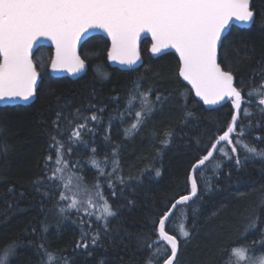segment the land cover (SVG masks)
<instances>
[{"label": "trees", "instance_id": "1", "mask_svg": "<svg viewBox=\"0 0 264 264\" xmlns=\"http://www.w3.org/2000/svg\"><path fill=\"white\" fill-rule=\"evenodd\" d=\"M252 8L256 12L255 25L233 26L219 53V63L225 70L233 71L235 84L242 94L264 80L261 75L264 0H252ZM109 46V39L103 35L89 37L80 49L88 68L77 78L51 76L49 64L53 48L40 46L38 51L43 52L48 64L45 72L40 64L37 66L42 80L36 100L29 105L0 106V149H8L6 155L0 152V249L15 242L11 264H41L38 245L42 242L46 248L62 252L69 264H98L101 259L105 264H147L151 255L148 244L156 239L153 221L180 195L191 191L188 177L192 165L206 154L203 149L210 147L231 122L234 108L229 102L207 109L195 97L179 76L180 60L175 53L153 57L151 40L144 39L140 49L143 64L137 69L124 70L109 64ZM241 79L243 85L239 83ZM137 84L141 91L152 89L153 100L156 94L167 100L157 105L138 133L126 138L123 131L132 121L125 118L121 122L118 114L124 111L128 95ZM255 99L249 105L253 116H241L238 128L240 124L245 128L253 125V130L245 131L241 139L264 149V139H256L264 138V115L258 110ZM90 105L94 106L91 111ZM98 108L104 109L103 113L95 111ZM77 109L85 116L93 112L102 116L100 124L89 122V127L96 130L94 137L82 133L83 140L96 148L97 160L102 161L109 155L112 145H119V169L113 176L116 196L113 197L107 187L103 190L116 211V216L109 218L107 231L102 227L103 222H97L94 217L88 228L89 217L82 212L77 214L76 210H71L57 214L61 203L54 186L35 183L51 174L52 166L48 165L46 170L45 159L50 154L55 155L50 153L49 145L50 138L57 135L52 124L56 113H62L73 123H82L74 119ZM186 112L193 115L185 119ZM109 117L113 125L111 140L105 141ZM60 126L66 127L63 119ZM169 131L173 135L165 146L161 141ZM229 147L227 145L226 150ZM73 152L78 155L69 159L80 161L79 174L91 185L98 175L89 163L91 150L77 145ZM238 154L240 165L235 164L234 158L228 160L215 153L204 167L203 181L201 173L196 174L197 198L175 210L173 222L187 211L186 227L192 231L187 244L181 241L178 264H236L230 255L234 248L248 247L251 254L253 251L256 256L264 254V248L258 246L264 239L261 235L264 233V159H245L239 146ZM217 163L219 169L215 167ZM157 168L161 171L159 177L153 171ZM106 170L111 171V168ZM116 175L123 177L125 183L120 184ZM100 182L105 183L103 178ZM250 224L255 225V230L248 228ZM98 230L101 238L95 247L90 245L87 251L76 247L82 231ZM166 230H170L167 222ZM164 258L166 256L154 260V264H163Z\"/></svg>", "mask_w": 264, "mask_h": 264}, {"label": "snow or ice", "instance_id": "2", "mask_svg": "<svg viewBox=\"0 0 264 264\" xmlns=\"http://www.w3.org/2000/svg\"><path fill=\"white\" fill-rule=\"evenodd\" d=\"M255 23L256 12L251 6V0H0V101L30 102L37 98L38 81L42 78L37 63L33 60V49L41 38H48L55 43L56 56L50 61L53 72L66 69L73 74L85 70L86 61L78 54L77 47L82 37L91 29H102L111 36L112 47L108 57L122 64L132 65L139 59L137 42L141 33L151 34L153 53H160L168 48L175 49L180 60L179 75L192 85L196 96L207 105H219L222 101H227L234 108L227 129L215 138L210 147L203 149L206 155L198 158L192 165L188 177L191 191L187 195H180L171 207L166 205L167 211L153 221L156 239L148 244L151 255L147 264H154V260L165 256L163 264H178L181 241L187 244L192 231L186 227L187 211L181 213L176 222L171 218L178 206L184 207L197 198L196 174L200 172L203 181L204 167L206 162L211 161L214 153H219L228 160L234 158L235 164L240 165L238 146L245 153V159H264V149H258L241 139L245 131L253 130L254 126L249 124L245 128L240 124L238 128L241 116H253L249 105L254 98L258 110L264 115V80L242 94L241 88L235 86L233 71L225 70L218 62V54L224 49L225 39L231 34V28L235 25L252 26ZM222 58L226 59V56ZM40 66L43 67V64ZM261 75H264V67L261 68ZM239 83L243 85V79ZM152 95V89L141 91L139 84L129 93L124 111L118 114L121 122L125 118L132 121L123 131L126 138L138 133L157 105L167 100V97L160 94H156L153 100ZM92 108L94 106L90 105L89 111ZM95 111L103 113L104 109L98 108ZM192 115L193 113L186 112L185 119ZM62 119L66 124L64 128L60 126ZM74 119L83 122L73 123L62 113H56V120L52 124L57 135L50 138L52 142L49 145L50 153L55 155L53 157L50 154L45 159L46 170L48 165L52 166L51 174L35 183H50L54 186L59 202L66 205L59 207L60 213L75 209L77 214L82 212L89 217L88 228H91L94 217L97 222H103L102 227L107 231L109 218L115 217L116 211L104 196L103 190L107 187L112 196H116L113 176L119 169V145H112L110 154L102 161L97 160L96 148L83 140L82 133L94 137L96 130L89 127V122L100 124L102 116H97L95 112L85 116L77 109ZM112 127V118L109 117L103 137L105 141L111 140ZM172 135L171 131L165 133L161 143L165 146L169 144ZM59 137L66 139L61 140ZM77 145L92 152L89 163L98 171V175L91 185L85 183L83 176L79 174L80 161L69 159L78 155L73 152ZM224 145L230 147L226 150ZM7 151L6 147L0 149L4 155ZM109 167L111 171L106 170ZM215 167L219 169L220 164L217 163ZM153 171L155 176L161 175L160 169ZM101 178L104 179V184H101ZM115 179L120 184L125 183L124 178L119 175ZM192 211L195 212V209ZM166 222L170 230H166ZM248 228L255 230V225L250 224ZM44 231L47 232L46 227ZM100 238L99 230L82 231L81 240L76 247L87 251L90 245L95 247ZM258 246L264 248V239L258 242ZM15 250V242L0 249V264H11ZM38 251L41 254V264H69L62 252L46 248L43 242L38 245ZM249 251L248 247L234 248L230 255L236 264H264V254L257 257L253 251L250 256ZM88 254L91 255V252ZM98 264H105V261L101 259Z\"/></svg>", "mask_w": 264, "mask_h": 264}, {"label": "water", "instance_id": "3", "mask_svg": "<svg viewBox=\"0 0 264 264\" xmlns=\"http://www.w3.org/2000/svg\"><path fill=\"white\" fill-rule=\"evenodd\" d=\"M251 6H252V0H251ZM235 26L242 27V28H249V27H250V26H247V25H235ZM93 35H103V36H105L106 38L109 39V41H110V46H109L108 52L110 51V49H111V47H112L111 36H109L108 33H107L106 31H104V30H102V29H91V30H89V31L85 34V36L82 37V40H81L80 44H79L78 47H77V52H78V54L80 55V57H81L82 59H83V57H82L81 54H80L81 46H82V44H83V43H84L89 37H91V36H93ZM144 39H150V40H151L150 53H151V55H152L153 57H158V56H161V55H163V54H165V53L173 52V53H175V54L178 56V58H179V54H178V53L175 51V49H173V48L165 49V50H163V51L160 52V53H153V52L151 51V47H152V43H153L152 38H151V34L145 32V33H141V36H140V38H139V40H138V42H137V48H138V53H139V59L136 61L135 64L129 65V64H122V63H120L119 61H112V60L109 59V57H108V53H107V60H108L109 64H110L111 66H113V67H117V68L124 69V70H130V69H137V68H139V67L143 64V62H144V59H143V57H142V55H141V51H140V49H141V44H142V42H143ZM39 46H49V47H52V48H53V57H52V59L55 58V56H56V46H55V43H54L53 41H51L50 39H48V38H41L40 41L38 42V44H37L36 46H34V49H33V60H34V53H35L36 49H37ZM85 61H86V60H85ZM218 62H219V54H218ZM87 68H88V62L86 61V67H85V70L82 71V72H80V73L73 74L72 72H70V71H68V70H66V69H65V70H60V71H57V72H53V70L51 69V64H50L49 72H50V75L53 76V77H63V76H67V77H70V78H77V77H80L81 75H83V74L86 72ZM40 75H41V74H40ZM179 76H180V75H179ZM41 78H42V76H41ZM180 78H181V79H182V80H183V81H184V82H185V83H186V84L192 89V91L194 92L195 97L203 103L202 99H201L200 97L196 96V94H195V89L192 87V85H191L188 81H185L181 76H180ZM41 80H42V79H41ZM41 80L38 81V87H39V85H40ZM235 86H236V84H235ZM236 87H237V86H236ZM37 91H38V89H37ZM35 100H36V98L33 99V100L30 101V102L15 101V102H12V103H7V102L0 101V106H8V105H10V106H13V105H29V104H31L32 102H34ZM226 103H228V102H227V101H222L219 105H207V104H204V103H203V105H204L207 109H214V108H218V107H220V106H223V105L226 104ZM238 124H239V121H238ZM205 155H206V154H205ZM214 155H215V153H214ZM0 158H1V154H0ZM206 163H207V162H206ZM197 185H198V182H197ZM198 192H199V185H198ZM187 194H188V193H187ZM187 194H184V195H187ZM197 194H198V193H197ZM177 199H178V198H177ZM178 207H179V206H178ZM178 253H179V252H178Z\"/></svg>", "mask_w": 264, "mask_h": 264}, {"label": "rangeland", "instance_id": "4", "mask_svg": "<svg viewBox=\"0 0 264 264\" xmlns=\"http://www.w3.org/2000/svg\"><path fill=\"white\" fill-rule=\"evenodd\" d=\"M37 61H38V63L41 65V63L43 64V71L45 72L46 71V67H47V64H48V61H47V58L44 56V55H42V54H37V59H36ZM226 146L227 145H224V147L226 148ZM61 206H66V205H63V204H60V207ZM71 210H75V209H70V210H68L67 212H69V211H71ZM67 212H65L66 214H67ZM57 214H59V215H63L64 213H60L59 212V210H58V212H57ZM65 214V215H66ZM258 249H260V248H258ZM249 255L251 256L252 254L251 253H249ZM257 257H259V255H257Z\"/></svg>", "mask_w": 264, "mask_h": 264}, {"label": "flooded vegetation", "instance_id": "5", "mask_svg": "<svg viewBox=\"0 0 264 264\" xmlns=\"http://www.w3.org/2000/svg\"><path fill=\"white\" fill-rule=\"evenodd\" d=\"M40 47V46H39ZM39 47L36 49L35 53H34V61L37 63V66L39 65L38 61L36 60L37 59V54H42L43 55V52L42 51H38L39 50ZM53 57V55H52ZM52 60V58H51ZM49 67H50V64H49ZM38 69V68H37ZM39 71V70H38ZM40 72V71H39ZM50 73V72H49ZM41 74V73H40ZM42 76V74H41ZM38 92V91H37Z\"/></svg>", "mask_w": 264, "mask_h": 264}]
</instances>
